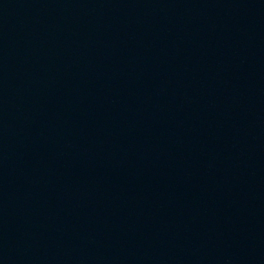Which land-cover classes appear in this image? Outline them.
I'll return each mask as SVG.
<instances>
[{"label":"water","instance_id":"1","mask_svg":"<svg viewBox=\"0 0 264 264\" xmlns=\"http://www.w3.org/2000/svg\"><path fill=\"white\" fill-rule=\"evenodd\" d=\"M0 264H264V0H0Z\"/></svg>","mask_w":264,"mask_h":264}]
</instances>
